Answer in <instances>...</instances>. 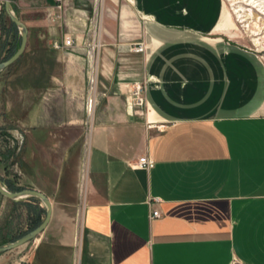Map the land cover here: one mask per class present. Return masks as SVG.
I'll return each instance as SVG.
<instances>
[{
	"label": "crops",
	"instance_id": "0c3cea01",
	"mask_svg": "<svg viewBox=\"0 0 264 264\" xmlns=\"http://www.w3.org/2000/svg\"><path fill=\"white\" fill-rule=\"evenodd\" d=\"M12 1L28 42L0 94L28 134L22 182L52 203L12 264H264V62L228 39L224 0H123L118 27L91 30L86 0L60 13L59 0ZM4 12L0 0V42ZM96 59L112 93L88 150Z\"/></svg>",
	"mask_w": 264,
	"mask_h": 264
},
{
	"label": "rangeland",
	"instance_id": "374dc122",
	"mask_svg": "<svg viewBox=\"0 0 264 264\" xmlns=\"http://www.w3.org/2000/svg\"><path fill=\"white\" fill-rule=\"evenodd\" d=\"M72 1L77 2V0ZM114 1L115 0H86V9L88 10L89 15H91V17H95H93L92 20L95 23L92 22L88 27V30L94 29V24L96 25V22L97 29L101 28L103 24L108 29L111 28L112 23H114L112 28H116L115 23H117V27L119 26V23L115 20V18L116 16L120 18L123 0H120L118 5ZM59 3L60 4H57L56 6V10L58 11L63 8L61 0ZM224 10L230 14L231 22L236 27L234 30L226 33L227 37H229L228 39H230L232 43H236L254 52L258 58L264 62V0H224ZM2 25L3 35L0 42V63L12 58L21 44V38L19 35H17L18 32H16L17 28L14 26L11 19L5 12ZM98 45L101 46L100 44ZM98 50L97 58L99 54ZM141 50V45L135 49L136 52H140ZM96 61L97 62L94 67L90 69L88 68L86 72V98H88L87 109L90 108L93 111H96V109L99 108H108L109 98L111 100L110 96L112 93H109V91L106 90V87L109 88L108 86L101 84L99 59H96ZM14 64L7 68V72L5 71L4 73L0 74H3L2 76H4V78L9 76L10 72L16 68L13 67ZM137 86L134 88V90L137 88ZM134 92L135 91H133V93ZM93 94H97L96 97ZM134 95L135 94H133V96ZM89 97L92 100L90 106ZM0 99L2 101V105L0 103V115H2V118L0 116V177L3 184L10 191L30 189L27 187L28 185H26L24 181L22 182L23 175L28 171L25 173L23 172V174L20 166V164L23 163L24 157L26 156V142L28 141V134L27 132H22L21 130L18 131L17 128H15L17 125H15L13 115L14 112L16 113L19 111V107L16 106V109L14 105L12 110H10L8 106L7 94L2 96L0 94ZM136 104L137 101L136 97L134 96V107L137 109L143 108V106H138ZM93 111L91 113L89 112L88 116L86 117L87 129L85 137H87L86 140L88 150L90 147L88 142H90L89 138H91V131L93 129L95 120ZM24 200L27 199L15 201L3 197L0 194V245L15 241L24 236L25 233H29L30 229H32V226L34 225V220L39 217L38 213L40 212L39 207L37 206L38 204L42 203L36 198H28V200L35 202L37 205L27 203ZM20 248L22 247L11 250L7 253L5 252L2 254V258L5 257V255L8 256L10 261H6V263L12 264L14 254L15 252L19 251ZM6 263L2 262V264Z\"/></svg>",
	"mask_w": 264,
	"mask_h": 264
},
{
	"label": "water",
	"instance_id": "95a60500",
	"mask_svg": "<svg viewBox=\"0 0 264 264\" xmlns=\"http://www.w3.org/2000/svg\"><path fill=\"white\" fill-rule=\"evenodd\" d=\"M5 11L8 17L11 19L12 23L17 27L19 31V35L21 37V44L19 49L16 53L9 58L8 60L0 63V73L5 71L8 67L12 66L18 59L23 55L26 44L28 42V28L27 26L21 21L18 14L13 8V1L12 0H5ZM0 194L3 197H6L11 200L19 201L22 199L28 198H36L38 199L46 209V216L42 223L35 228L34 230L30 231L29 233L25 234L21 238L7 242L0 245V255L4 254L5 252H9L11 250L17 249L22 247L28 243L34 242L47 228L51 217H52V203L49 198L38 190L33 189H23L21 191H10L2 182L0 177Z\"/></svg>",
	"mask_w": 264,
	"mask_h": 264
},
{
	"label": "built area",
	"instance_id": "2783aa9c",
	"mask_svg": "<svg viewBox=\"0 0 264 264\" xmlns=\"http://www.w3.org/2000/svg\"><path fill=\"white\" fill-rule=\"evenodd\" d=\"M64 46L70 47V48L74 47L75 46L74 39L72 37H66L64 40ZM134 91H135L134 94H135L136 101H137L136 105L143 106L145 104V101H146L145 95H144V92H145L144 86L138 85ZM91 102H92V100L90 99L89 106L91 105ZM88 110L90 113L93 111L90 108ZM138 166L141 168L150 169V168L154 167V160L152 161V159L149 158L148 156H144V157L139 159ZM158 217H160V212L155 211L152 214V218H158Z\"/></svg>",
	"mask_w": 264,
	"mask_h": 264
},
{
	"label": "trees",
	"instance_id": "16d2710c",
	"mask_svg": "<svg viewBox=\"0 0 264 264\" xmlns=\"http://www.w3.org/2000/svg\"><path fill=\"white\" fill-rule=\"evenodd\" d=\"M15 26V25H14ZM16 27V26H15ZM30 199V198H29ZM35 201V200H34ZM37 201V200H36ZM43 211H45V210H43ZM39 212L40 213H38V215H39V217L37 218V219H35L34 221L35 222H33L34 223V225L32 226V229H30V231H32V230H34L35 228H37L41 223H42V216L40 215L41 214V210L39 209ZM29 231V232H30ZM28 233V232H27ZM27 233H25V234H27ZM24 234V235H25Z\"/></svg>",
	"mask_w": 264,
	"mask_h": 264
},
{
	"label": "bare ground",
	"instance_id": "6f19581e",
	"mask_svg": "<svg viewBox=\"0 0 264 264\" xmlns=\"http://www.w3.org/2000/svg\"><path fill=\"white\" fill-rule=\"evenodd\" d=\"M135 96V95H134Z\"/></svg>",
	"mask_w": 264,
	"mask_h": 264
}]
</instances>
